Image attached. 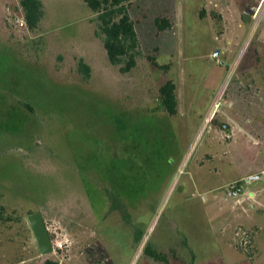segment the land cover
<instances>
[{"label":"rangeland","instance_id":"374dc122","mask_svg":"<svg viewBox=\"0 0 264 264\" xmlns=\"http://www.w3.org/2000/svg\"><path fill=\"white\" fill-rule=\"evenodd\" d=\"M40 1L31 32L19 0H0V205L13 216L0 222V264H162L145 246L169 264H264V207L198 182L199 171L225 169L227 129L151 115L172 79L198 113L213 94V105L235 101L259 143L243 153L252 162L225 164L241 177L264 163V28L247 45L252 24L243 13L254 0H134L141 56L128 74L109 62L83 0ZM164 16L172 29L156 35ZM256 49L254 65L247 60ZM244 56V72L228 80L229 65ZM220 60L230 61L226 73ZM37 211L54 245L47 256L28 222ZM241 231L253 238L248 250L238 246Z\"/></svg>","mask_w":264,"mask_h":264},{"label":"trees","instance_id":"16d2710c","mask_svg":"<svg viewBox=\"0 0 264 264\" xmlns=\"http://www.w3.org/2000/svg\"><path fill=\"white\" fill-rule=\"evenodd\" d=\"M134 0H83L87 7L95 16L98 25V34L102 39L103 47L106 51L109 62L119 68L122 74H128L138 65V58L141 56L140 40L136 28V22L130 15V8ZM24 13V21L29 31L34 32L38 27L42 17V3L40 0H19ZM204 11L201 18H204ZM212 16L218 22L222 20L220 14L212 12ZM156 35L172 29V23L166 16L157 17L154 21ZM155 53L158 49L154 50ZM254 51V52H253ZM258 49L251 50L247 62L255 65L260 58L257 57ZM256 55H255V54ZM247 54V53H246ZM152 67H160L156 61V56H149ZM244 59L240 63L238 72L242 73L244 68ZM246 63V62H245ZM85 75H88L89 69L85 63L79 67ZM159 99L162 107L169 116L175 117L178 114V100L176 95V85L172 81L166 82L159 89ZM35 212H32L33 214ZM13 220L12 215H8L4 206L0 205V222ZM148 253L156 260L167 263L164 255L146 248ZM44 264H58L57 262L47 260Z\"/></svg>","mask_w":264,"mask_h":264},{"label":"crops","instance_id":"0c3cea01","mask_svg":"<svg viewBox=\"0 0 264 264\" xmlns=\"http://www.w3.org/2000/svg\"><path fill=\"white\" fill-rule=\"evenodd\" d=\"M216 51V50H215ZM213 50L212 54L215 52ZM221 57V56H220ZM226 59V56H225ZM230 64V61H229ZM227 64V65H229ZM227 65L222 64L221 68L224 70V73H226ZM167 68V66H166ZM209 77L212 79L211 81V87H214L215 81L219 80V74L216 70L211 71L209 73ZM173 80V79H172ZM171 80V81H172ZM174 84H176V95H177V100H178V114L176 117H184L186 118V125L190 124L191 120L194 118H198L201 123H203V120L208 123V126H212L210 122H213V124L217 123L215 120H218L219 123L222 124V126L227 125V130L226 131V137L229 139V143L226 146V148L223 150V157L224 160L227 164L229 163V160L235 157L236 162H245L247 163L252 162V158L248 159V157L245 158L243 153H245V150H249L253 146H257L259 143L258 137L255 136L253 129L247 128V124H250V120H246L244 117V114L240 111L241 106L237 102H229L227 105L222 106L219 108V110L215 113L212 114L213 111V101L215 98V95L213 94L212 99L210 102L207 104L206 109H203V112L198 113L197 111V105L194 104V101H192V98H186L188 102L182 103V90L180 89V86L178 87L177 83L173 81ZM214 90V89H213ZM185 93L188 92V90H184ZM212 91V90H211ZM254 105V104H253ZM151 112L152 116L154 117V113L160 112L163 113V119L164 121L171 120L173 121L174 117H171L168 115V113L164 110L162 106H155L152 108ZM237 123L241 128H243L245 131L250 133L253 137L251 138L248 136L241 128H239L234 122ZM204 124V123H203ZM216 127V125H214ZM212 138L208 141L209 147L212 143ZM248 140V141H247ZM250 140V142H249ZM253 141V142H251ZM207 158L212 159L211 156H207ZM210 162V160H209ZM224 162V167L225 169L223 170H215L214 172L210 170L209 172L203 170L198 172V182L200 185L204 186V190L207 192H213L215 188H218L219 184L222 185V187L229 185L234 182H238L245 178L246 176L250 174H257V173H264V163H258V167L255 168V170L251 173H246V175H242L241 177L238 176H231L229 172V165L225 164ZM217 179L218 182H217ZM261 185L258 188H254L253 191H247V188L245 187L246 190V202L250 203L249 207L250 209H254V205H261L264 207V178L261 181ZM221 187V188H222ZM215 198L217 197L216 195L214 196ZM245 203V202H244ZM255 203V204H254ZM242 205V204H241ZM259 207V206H258Z\"/></svg>","mask_w":264,"mask_h":264},{"label":"built area","instance_id":"2783aa9c","mask_svg":"<svg viewBox=\"0 0 264 264\" xmlns=\"http://www.w3.org/2000/svg\"><path fill=\"white\" fill-rule=\"evenodd\" d=\"M243 13L252 24V29L249 38L247 39V45H249L256 34L264 28V0H254L253 4L244 9ZM220 56L221 52L219 50L212 54V57L217 60L220 59ZM240 60L241 58H237L234 63L229 65L228 80H230L235 75L239 67ZM219 62L220 65L223 64L221 60ZM220 107L221 101L220 98H218L214 104L212 114H215ZM223 127L224 129H227V125H224ZM263 178L264 173L250 174L238 182L227 185L225 188L226 195L228 198L237 200L240 204H242L246 201V185L260 182L263 180ZM238 238V246L241 249L248 250L252 246L253 238L248 232L241 231V233L238 234Z\"/></svg>","mask_w":264,"mask_h":264},{"label":"water","instance_id":"95a60500","mask_svg":"<svg viewBox=\"0 0 264 264\" xmlns=\"http://www.w3.org/2000/svg\"><path fill=\"white\" fill-rule=\"evenodd\" d=\"M247 19L248 18L245 17V20ZM234 124L237 125V123L235 122ZM237 126L241 128L239 125ZM241 130H243L248 136L254 139V137L250 133L245 131L243 128H241ZM28 222L30 224L31 231L37 242L40 255L47 256L52 254L54 252V245L42 213L40 211H37L33 214H30L28 216Z\"/></svg>","mask_w":264,"mask_h":264},{"label":"flooded vegetation","instance_id":"af4514ba","mask_svg":"<svg viewBox=\"0 0 264 264\" xmlns=\"http://www.w3.org/2000/svg\"><path fill=\"white\" fill-rule=\"evenodd\" d=\"M109 198H111V196L109 195ZM146 248H147V246H145L144 247V253H145V255H147V257H149L150 259H152L153 261H155V262H157V263H162V264H169V262H168V257L164 254V253H161V252H159V251H156V250H153V249H150V250H152V251H155V252H157V253H159V254H162V255H164L165 257H166V259H167V263H165V262H163V261H160V260H156V259H154L149 253H148V251L146 250ZM150 248V247H149ZM172 251V255H174L175 254V251L172 249L171 250ZM174 259H179V257L177 256V258L176 257H174V256H172Z\"/></svg>","mask_w":264,"mask_h":264}]
</instances>
